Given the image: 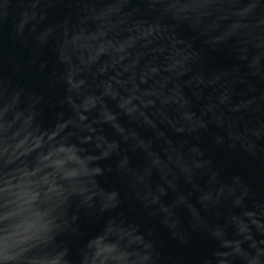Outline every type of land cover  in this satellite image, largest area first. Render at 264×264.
I'll return each mask as SVG.
<instances>
[{
    "label": "water",
    "instance_id": "obj_1",
    "mask_svg": "<svg viewBox=\"0 0 264 264\" xmlns=\"http://www.w3.org/2000/svg\"><path fill=\"white\" fill-rule=\"evenodd\" d=\"M0 264H264V0H0Z\"/></svg>",
    "mask_w": 264,
    "mask_h": 264
}]
</instances>
